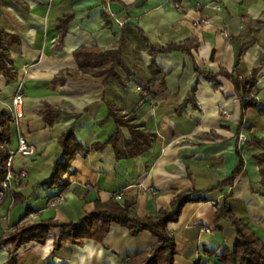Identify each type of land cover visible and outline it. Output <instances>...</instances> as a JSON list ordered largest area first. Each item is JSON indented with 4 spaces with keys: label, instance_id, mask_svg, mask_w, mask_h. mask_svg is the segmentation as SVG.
Returning a JSON list of instances; mask_svg holds the SVG:
<instances>
[{
    "label": "crops",
    "instance_id": "0c3cea01",
    "mask_svg": "<svg viewBox=\"0 0 264 264\" xmlns=\"http://www.w3.org/2000/svg\"><path fill=\"white\" fill-rule=\"evenodd\" d=\"M137 1L105 5L103 0H8L0 6V30L20 38L9 46L14 80L0 74V113L13 114V96L21 91L24 116L12 126L10 146L18 148L25 137L35 148L33 153L16 156L11 189L0 201V238L13 233L24 219L78 221L95 208L97 200H114L112 196L118 194L123 195L116 200L121 203L135 200L139 215H155L170 206L177 192L208 190L231 176L239 161V141L246 174L224 192L208 194L211 201L187 204L179 221L169 225L177 237L175 264H221L207 250L235 241L229 222L221 228L216 225V203L226 193H232L235 212L264 240V185L254 158L264 151V115L249 110L244 123L252 131H242L239 140L243 112L233 84L221 76L223 85L214 88L196 73L195 62L203 69L225 68L242 77L256 72L258 98L264 101V0H143L139 7ZM68 14L74 18L65 31L60 24ZM125 24L142 30L157 45L188 39L199 44L193 56L181 51L157 56L167 74V90L145 103L139 102L135 91L148 85L152 57L148 51H137L141 39L134 36L125 48L121 74L124 78L132 74L126 91L113 80L104 83L94 72L84 73L75 56L82 47L119 49ZM198 80L199 108L189 105L178 110ZM109 103L156 134L150 148L122 159L113 144L92 149L75 158L70 186L43 185L55 162L65 160L60 138L68 130L74 127L77 139L89 148L106 143L118 131L116 120L107 118ZM48 106L61 110L53 124L44 116ZM253 137L259 144L252 142ZM130 138L129 129L123 127L117 144L125 146ZM247 140L250 146H244ZM23 171L26 176L21 175ZM14 193L22 201L16 202ZM60 195L64 199L56 202ZM60 234L61 228H54L46 244L24 245L18 252L20 264H123L131 256L150 252L158 241L151 232L133 236L128 228L114 224L103 243L86 240L83 246L67 244L54 251ZM10 248L11 244L0 249V264L8 260Z\"/></svg>",
    "mask_w": 264,
    "mask_h": 264
},
{
    "label": "trees",
    "instance_id": "16d2710c",
    "mask_svg": "<svg viewBox=\"0 0 264 264\" xmlns=\"http://www.w3.org/2000/svg\"><path fill=\"white\" fill-rule=\"evenodd\" d=\"M8 0H0V6ZM17 2L18 0H11ZM107 5L109 1L103 0ZM133 5H125L131 8ZM74 14H68L61 19L60 28L67 30L69 23L73 20ZM103 18L107 22V27H111L107 12L103 13ZM141 39L142 44L137 46V51H148L152 57L149 70L152 73L148 85L142 88L141 92L135 91L139 102L145 103L150 97L158 96L160 92L167 90L166 77L167 74L161 69L157 63V56L160 54H170L176 51L184 52L193 56V50L199 48V44L194 39H188L181 42H171L165 46L157 45L150 41L142 30L136 31L131 25H124V33L121 38L119 49L103 50L96 47H82L75 52V56L79 62L80 70L84 73L94 72L95 76L102 82L110 80L115 81L118 86L126 91L132 74H128L126 78L121 74L125 68V48L132 42V38ZM20 38L14 34H8L0 30V74H4L8 79L14 80L15 74L10 65L11 57L9 55V46L17 43ZM195 71L199 76H203L207 81L212 83L214 88H220L223 81L220 79L224 76L233 84L234 94L238 96L242 103V121L238 127L237 135L240 140L242 131H252L250 127H246L244 119L246 113L251 109L258 110L264 115V101L258 98L259 88L257 83V73H253L252 77H242L234 72H230L225 68H221L218 72L209 69H203L195 62ZM200 80L190 91L186 101L181 104L178 110H184L191 105L194 109L199 108L197 99V91L199 89ZM155 84L159 86L156 90ZM137 89V88H136ZM109 113L107 118H114L118 124V131L112 135L104 144L95 143L91 148L84 146L76 137L75 128H71L60 138V145L65 157L64 161H56L52 175L42 182L49 188L70 186V175L72 165L75 158L79 154H87L92 149H102L108 144L115 146L118 159L126 157H137L147 151L156 138V134L151 130L145 129L143 122H137L135 116L126 117L122 114L121 109L114 104L109 103ZM61 110L47 107L44 116L50 124H53ZM16 119L14 115L6 112L0 113V193L2 183L7 175V162L10 156V150L15 149L10 146L12 137V126L15 127ZM126 127L131 133V138L125 141V146L117 144L120 129ZM252 142L258 143L257 137L252 138ZM250 141H245L244 146H250ZM239 161L238 165L231 176L218 181L215 186L208 190H200L194 188L189 191L177 192L172 199L170 206L161 208L155 215H139L136 211V201L130 200L121 203L116 200L95 202V208L84 215L78 221L62 222L55 219L40 220L36 222H22L16 225L13 233L0 238V249L3 246L10 245L9 257L5 264H20L18 252L20 249L31 242L46 244L50 232L54 228H61V234L55 241L54 251L62 249L65 245L83 246L86 240H95L103 243L110 234L114 224H119L129 229L133 236H137L142 232H151L158 241L150 252H143L136 256H131L124 261L123 264H175L177 252V237L169 229L170 223L178 222L185 206L195 202H209L212 199L208 194L214 191L224 192L226 188L234 186L237 179L246 174V161L243 150L239 147V141L236 148ZM255 160L259 164L262 175V184L264 185V151L254 155ZM69 176L65 178V175ZM22 177V176H20ZM14 180V178H13ZM12 180V181H13ZM12 183V182H11ZM16 202L22 201V197L14 193ZM216 225L222 227L223 222H229L236 232V238L232 245H225L219 250H207L211 255H215L221 264H264V240L256 235L249 221L240 217L234 208L232 202V193H226L220 202L216 203ZM30 214L28 210L26 216Z\"/></svg>",
    "mask_w": 264,
    "mask_h": 264
},
{
    "label": "built area",
    "instance_id": "2783aa9c",
    "mask_svg": "<svg viewBox=\"0 0 264 264\" xmlns=\"http://www.w3.org/2000/svg\"><path fill=\"white\" fill-rule=\"evenodd\" d=\"M225 35L228 36V33H225ZM136 90L138 92H141L142 88L137 87ZM12 104H13V108H14V112L12 115H14V117L16 119V124L19 125L21 119L24 116L23 108H24V104H25V96L21 91H18L13 96ZM228 117H229V115H228ZM34 151H35V148L32 147L31 145H29V143L25 137L20 138L18 148L10 150V156H9V159L7 162V167H6V170H7L6 179L1 185L3 192L0 193V201H1V198H3V196L5 195V193L11 189V182H12L13 178L15 177L14 162H15L16 156L19 153L30 154V153H33ZM21 175L26 176L27 171H23L21 173ZM112 198L114 200H121L123 198V195L122 194L114 195V196H112ZM63 199H64L63 195H60L59 198L56 200V202H60Z\"/></svg>",
    "mask_w": 264,
    "mask_h": 264
},
{
    "label": "water",
    "instance_id": "95a60500",
    "mask_svg": "<svg viewBox=\"0 0 264 264\" xmlns=\"http://www.w3.org/2000/svg\"><path fill=\"white\" fill-rule=\"evenodd\" d=\"M143 3V0H139L136 2V6L139 7Z\"/></svg>",
    "mask_w": 264,
    "mask_h": 264
},
{
    "label": "rangeland",
    "instance_id": "374dc122",
    "mask_svg": "<svg viewBox=\"0 0 264 264\" xmlns=\"http://www.w3.org/2000/svg\"><path fill=\"white\" fill-rule=\"evenodd\" d=\"M216 261H218V259H216Z\"/></svg>",
    "mask_w": 264,
    "mask_h": 264
}]
</instances>
